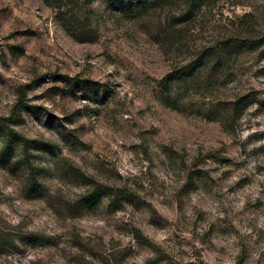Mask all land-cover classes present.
Listing matches in <instances>:
<instances>
[{
  "label": "rangeland",
  "instance_id": "374dc122",
  "mask_svg": "<svg viewBox=\"0 0 264 264\" xmlns=\"http://www.w3.org/2000/svg\"><path fill=\"white\" fill-rule=\"evenodd\" d=\"M0 224V264H264V0H0Z\"/></svg>",
  "mask_w": 264,
  "mask_h": 264
},
{
  "label": "trees",
  "instance_id": "16d2710c",
  "mask_svg": "<svg viewBox=\"0 0 264 264\" xmlns=\"http://www.w3.org/2000/svg\"><path fill=\"white\" fill-rule=\"evenodd\" d=\"M19 103H22L21 101H19ZM18 103V104H19ZM18 107V105H17ZM5 129V128H4ZM7 129V128H6ZM9 129V128H8ZM6 135L5 138H9V132L6 131ZM6 141V140H5ZM6 143H3V146H6ZM24 151L25 153H27V144H24ZM28 172H29V178L31 179H35V173H34V169L29 166L28 168ZM33 244L34 243H42V240L39 238H35V239H31L30 240ZM26 242V241H25ZM4 249H9V250H16L19 249L18 246L16 245V238L14 237V234L12 232V230L9 228V226L7 224H0V251L4 250ZM80 254L77 256L78 260H79V264H92L91 261L89 259H87L86 257L88 256L86 253L85 254H81V252H79ZM120 252L117 251H108V252H104L102 254H100L99 256H97L96 254H90L91 256L94 257H98V261H100V264H124V256H122L120 258L119 256ZM39 261H34L31 262V264H38ZM237 264H243L242 260H239Z\"/></svg>",
  "mask_w": 264,
  "mask_h": 264
}]
</instances>
